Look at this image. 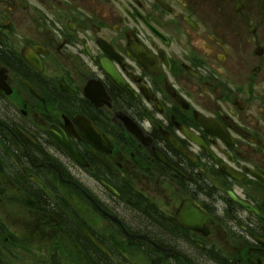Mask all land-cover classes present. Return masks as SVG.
Here are the masks:
<instances>
[{"label":"flooded vegetation","instance_id":"flooded-vegetation-1","mask_svg":"<svg viewBox=\"0 0 264 264\" xmlns=\"http://www.w3.org/2000/svg\"><path fill=\"white\" fill-rule=\"evenodd\" d=\"M0 264H264V0H0Z\"/></svg>","mask_w":264,"mask_h":264},{"label":"water","instance_id":"water-1","mask_svg":"<svg viewBox=\"0 0 264 264\" xmlns=\"http://www.w3.org/2000/svg\"><path fill=\"white\" fill-rule=\"evenodd\" d=\"M54 140L56 142L61 143L75 158H77V155L75 154V152L68 145H66V143L63 140H60L57 138H54Z\"/></svg>","mask_w":264,"mask_h":264}]
</instances>
